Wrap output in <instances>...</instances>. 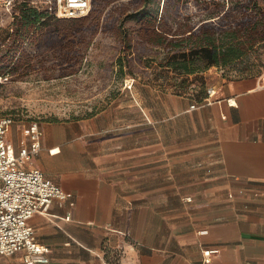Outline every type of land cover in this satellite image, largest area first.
Masks as SVG:
<instances>
[{"label":"crops","instance_id":"crops-1","mask_svg":"<svg viewBox=\"0 0 264 264\" xmlns=\"http://www.w3.org/2000/svg\"><path fill=\"white\" fill-rule=\"evenodd\" d=\"M209 86L204 103L139 104L137 143L101 114L42 124L32 164L67 194L28 220L47 264H264V77ZM206 247L219 249L208 263ZM0 264H24L22 252Z\"/></svg>","mask_w":264,"mask_h":264},{"label":"rangeland","instance_id":"rangeland-1","mask_svg":"<svg viewBox=\"0 0 264 264\" xmlns=\"http://www.w3.org/2000/svg\"><path fill=\"white\" fill-rule=\"evenodd\" d=\"M22 1L17 0L10 7H0V33L2 30L10 33L0 46L9 40L20 24L19 5ZM25 1L31 5L43 4L42 0ZM185 2L181 5L177 20H182L194 10L190 0ZM44 20L50 22L54 18ZM189 23L190 20L185 19L181 26L185 28ZM124 24L130 27L134 21L126 18ZM38 34L39 31L34 35ZM117 37L108 31L98 30L84 51L82 60L76 64L72 61L73 65L66 68L60 65L68 57L73 60L75 45L66 54L64 50L58 51L54 43L51 48L50 44L37 46L31 39H25L16 51L13 46L9 52V56L13 57L0 63L8 64L0 70V116L11 118L7 135L9 138L12 136L16 148L25 138L31 122H37L41 129L42 124L48 122H89L96 114H101L96 118L104 123L113 118L112 125L120 129L123 124H131L130 136L137 143L139 104H146L151 112L165 113L171 105H178L180 101L188 104L194 102V94L217 77H253L260 81L264 77L263 44L253 46L243 56L223 67L213 65L197 75H180L170 69L145 66L133 55H128L129 64L124 61L123 71L120 72L118 58L124 57L125 51ZM154 53L155 48L144 52L145 55ZM26 64L30 66L26 67ZM11 66H17V69L9 73L7 70ZM182 77L187 78L184 86L180 85ZM118 131L117 137L121 143L123 129ZM141 135H145L148 145L152 143V124L143 126Z\"/></svg>","mask_w":264,"mask_h":264},{"label":"trees","instance_id":"trees-1","mask_svg":"<svg viewBox=\"0 0 264 264\" xmlns=\"http://www.w3.org/2000/svg\"><path fill=\"white\" fill-rule=\"evenodd\" d=\"M184 1L187 0H90L86 14L59 17L44 2L37 6L23 0L19 5L20 24L0 46V63L13 57L9 56L13 46L16 51L25 39H31L37 46L50 44L51 48L54 43L65 54L75 45L73 60L68 57L60 65L66 68L82 60L100 29L118 36L121 42L125 56L118 58L120 72L124 61L129 64L128 55H133L145 66L197 75L210 66L229 64L255 45H264V0H190L194 10L177 20ZM48 17L54 20L46 22L44 19ZM126 18L133 19L134 25L125 26ZM185 19L190 23L183 28L181 22ZM0 34L1 45L10 33L2 30ZM152 48L154 54H144ZM7 65H0V70ZM16 69L17 66H11L7 72ZM186 79L182 77L181 86ZM207 95L205 86L194 94L199 102Z\"/></svg>","mask_w":264,"mask_h":264},{"label":"built area","instance_id":"built-area-1","mask_svg":"<svg viewBox=\"0 0 264 264\" xmlns=\"http://www.w3.org/2000/svg\"><path fill=\"white\" fill-rule=\"evenodd\" d=\"M15 1L0 0V7H10ZM42 1L59 17L81 16L90 8V0ZM213 93V87H207L208 95L202 103L207 102ZM196 106L194 103L190 105L191 108ZM9 123L10 117L0 116V254L21 251L24 264H47L46 246L36 239L28 220L34 212L44 210L53 199L63 200L67 194L32 164L41 145L42 131L38 123L29 124L18 151L6 138ZM218 251L217 247L203 248L204 263L210 262L211 254Z\"/></svg>","mask_w":264,"mask_h":264}]
</instances>
